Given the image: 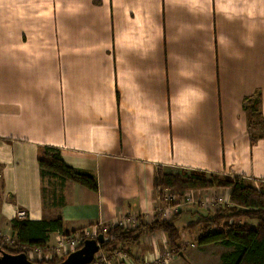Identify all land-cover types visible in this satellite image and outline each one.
Returning <instances> with one entry per match:
<instances>
[{"label":"crops","instance_id":"0c3cea01","mask_svg":"<svg viewBox=\"0 0 264 264\" xmlns=\"http://www.w3.org/2000/svg\"><path fill=\"white\" fill-rule=\"evenodd\" d=\"M259 116L264 0H0V234L20 210L62 220L47 247L130 216L155 220L159 167L264 187ZM46 147L98 189L43 174ZM122 247L148 261L167 235Z\"/></svg>","mask_w":264,"mask_h":264},{"label":"trees","instance_id":"16d2710c","mask_svg":"<svg viewBox=\"0 0 264 264\" xmlns=\"http://www.w3.org/2000/svg\"><path fill=\"white\" fill-rule=\"evenodd\" d=\"M260 129L264 122L259 116ZM43 174H51L62 179L72 180L82 185L97 190L98 184L95 176L67 164L59 149L46 147L39 158ZM155 188L159 197H162L164 189H175L180 194L191 190H207L211 188L230 189V199L236 206L246 209H232V217L246 216L257 220L255 225L248 222L237 224L222 222L218 215L207 216L197 223H203L200 228V245L220 244L232 247L233 250L222 255L221 264H264V187L256 188L247 180L221 173L205 172L200 170H177L171 171L159 167L155 177ZM183 192V193H182ZM192 225V224H191ZM190 225V227H191ZM216 227L214 231L212 227ZM12 235L16 238L20 249H10L1 244L0 248L10 253L27 252L26 248H46L50 233L62 231V220L33 221L28 218H14L12 220ZM114 231L115 239L106 242L103 246L110 249L115 244H136L141 237L163 231L167 234L168 244L175 252L180 251L179 241L181 232L175 220L159 221L155 219L151 223L142 222L134 229L113 227L108 235ZM1 235V234H0ZM71 235V234H66ZM2 246V247H1ZM65 258V257H64ZM62 259H53L47 263H58ZM45 263L46 261H36Z\"/></svg>","mask_w":264,"mask_h":264},{"label":"rangeland","instance_id":"374dc122","mask_svg":"<svg viewBox=\"0 0 264 264\" xmlns=\"http://www.w3.org/2000/svg\"><path fill=\"white\" fill-rule=\"evenodd\" d=\"M249 182V181H248ZM256 188L261 187V183H251ZM229 190V189H228ZM195 190L186 191L183 194H180L179 191L175 189H164L162 193V197H160L161 205L160 207L165 206V196L167 194L174 195L177 199L176 202L174 201L172 204L175 205L179 204L178 202L182 201L185 204H198L199 207H204L205 209L209 210L208 216H215L218 215L222 222H233L237 224H243V223H250L252 225H255L257 223L256 219L248 218L246 216H236L232 217V209H246L245 207L236 206L234 203H232L230 199V193L229 194H210L206 197H197L193 194ZM219 198H222L223 201L219 202ZM184 205L178 206V211H174V213H171L168 217L161 216V213L159 212L157 214V220L159 221H172L175 220L177 227H179L181 232V239L179 241L180 245V251L175 252L171 249V247L168 244V248L162 247L151 259L146 261L143 257H137L136 262L134 264H221L222 262V255L224 253H227L231 250H233L232 247H226L224 245L220 244H207V245H200L198 242V237H200V228L203 223H197L198 221L202 220L203 218L198 219H191L190 216L186 215L187 211L183 209ZM207 213V212H206ZM204 213V214H206ZM184 214V215H183ZM189 214V213H188ZM207 217V216H206ZM151 223L154 220L146 221L139 217L129 225L122 227L119 225H115L116 227H122L124 229H134L137 226H139L142 222ZM192 224V225H191ZM191 225V227H190ZM113 226V227H115ZM113 227L100 230V234L108 235L109 231L113 229ZM213 231L217 229L215 226L211 228ZM163 232V231H158ZM115 232L112 231L109 235L111 236ZM166 234L165 232H163ZM167 235V234H166ZM1 236V244L3 246H7L10 249H20L22 248L21 245H16L17 241L16 238L13 235L10 236ZM115 239V238H114ZM111 238V240H114ZM59 242L54 246H49L44 249L42 248H26L27 254L29 258L33 261H52L53 259H62L66 257L70 251L65 252L64 250L58 249ZM125 244H115L112 245L110 249H105L102 245L99 252L96 254V262L98 264H124L125 259L129 258L131 260V264H133V260L131 259V256L128 255L127 251L124 249ZM2 247V246H1ZM31 252H35L38 255H31ZM39 254L41 255V259H39Z\"/></svg>","mask_w":264,"mask_h":264},{"label":"water","instance_id":"95a60500","mask_svg":"<svg viewBox=\"0 0 264 264\" xmlns=\"http://www.w3.org/2000/svg\"><path fill=\"white\" fill-rule=\"evenodd\" d=\"M115 238L110 235L100 234L97 238L87 239L83 246L69 253L58 263H39L29 258L26 252L10 253L0 248V264H90L94 260L102 245Z\"/></svg>","mask_w":264,"mask_h":264},{"label":"built area","instance_id":"2783aa9c","mask_svg":"<svg viewBox=\"0 0 264 264\" xmlns=\"http://www.w3.org/2000/svg\"><path fill=\"white\" fill-rule=\"evenodd\" d=\"M176 197L174 195L171 194H167L165 196V206L164 207H160L159 208V212L161 213V216L163 217H168L171 215V213H174V211H178V206L182 205L181 202H178L179 204H172L174 201L176 202ZM223 199L219 198V202H222ZM27 217V213L24 210H20L18 212V218L20 219H25ZM136 220V218H134L133 216H130L129 218H124L123 220H121V222H119V226L125 227L127 225H129L130 223H133ZM102 228L98 227V226H91V227H87L85 229H83L82 231L76 233V234H71L68 237H64L59 241L58 244V249L59 250H64L65 252L70 251L69 253L81 248L84 244V242L87 239H93V238H97L100 233V230ZM106 231V229H105ZM97 257L95 256L94 260L92 261V263L90 264H98L96 262Z\"/></svg>","mask_w":264,"mask_h":264}]
</instances>
